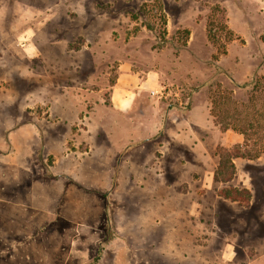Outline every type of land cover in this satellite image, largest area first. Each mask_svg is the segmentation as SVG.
<instances>
[{
    "label": "rangeland",
    "instance_id": "1",
    "mask_svg": "<svg viewBox=\"0 0 264 264\" xmlns=\"http://www.w3.org/2000/svg\"><path fill=\"white\" fill-rule=\"evenodd\" d=\"M150 74L179 121L264 77V0H0V264H264V152L120 113Z\"/></svg>",
    "mask_w": 264,
    "mask_h": 264
},
{
    "label": "trees",
    "instance_id": "2",
    "mask_svg": "<svg viewBox=\"0 0 264 264\" xmlns=\"http://www.w3.org/2000/svg\"><path fill=\"white\" fill-rule=\"evenodd\" d=\"M162 23L166 25L164 18ZM183 33L187 38L188 30H183ZM227 33L225 41L232 40V34ZM207 36L216 48V54L212 55V60L216 61L219 55L226 53L224 44L219 43L211 24L207 28ZM230 83L234 91L222 89L221 85L215 82L212 84L214 90L210 97V115L221 131L231 130L242 136L243 142L235 146L240 154L239 148L244 151L241 156L257 158L264 152V77L254 76L251 81L243 84L230 79ZM235 90L244 93L245 98L235 99Z\"/></svg>",
    "mask_w": 264,
    "mask_h": 264
},
{
    "label": "crops",
    "instance_id": "3",
    "mask_svg": "<svg viewBox=\"0 0 264 264\" xmlns=\"http://www.w3.org/2000/svg\"><path fill=\"white\" fill-rule=\"evenodd\" d=\"M127 76L126 78L128 79V81L133 82V76L132 75H124ZM153 74L148 75L144 81L142 83H140V86L137 87V91H132L131 86L129 84L128 88H125L123 90V94H121L119 96V98L117 99V104L116 107L118 109V111L120 113H129V111L132 109L133 105L135 104V102L138 99V96L140 95V91L145 88L150 92V95H152V97H150L149 99L152 100V103H148L149 99H147V104L149 105V109H151L152 111H154V113H156L158 115V121H159V126H162L163 121L165 120H170L169 118H172V113H171V109H167V110H163L164 112V116L162 117V111L160 110L159 106L155 107V101L157 100L154 96V93L157 89H155V85L157 84V78L154 79L153 81ZM148 81H152L153 82V86L149 87L148 89V85L147 82ZM135 83V82H134ZM156 83V84H155ZM132 95V96H131ZM114 96L112 95V98ZM132 97V98H131ZM209 104L208 103H197L194 105H191L185 115V119L183 121H179L178 118H173L171 119L172 121H176V124L178 125V127H183L186 126L189 129L192 130H196L197 131H202L204 129H209L212 128L213 132L216 133L217 131V135L219 139L222 138L223 134L221 132H219L215 127H214V123L212 122L211 118H210V113H209ZM219 133V134H218ZM228 132H226L224 135H227ZM229 137H231L229 135ZM238 139V138H237ZM236 141V139H235Z\"/></svg>",
    "mask_w": 264,
    "mask_h": 264
}]
</instances>
